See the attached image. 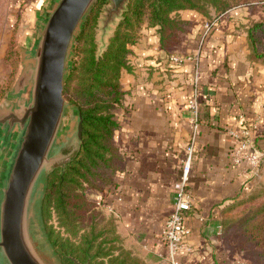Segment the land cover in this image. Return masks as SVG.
<instances>
[{
	"label": "crops",
	"instance_id": "obj_1",
	"mask_svg": "<svg viewBox=\"0 0 264 264\" xmlns=\"http://www.w3.org/2000/svg\"><path fill=\"white\" fill-rule=\"evenodd\" d=\"M49 1L12 4L34 26L36 13ZM181 16L190 25L169 52L161 48L156 28H145L132 47L131 70L122 75L125 107L118 112L121 126L115 134L124 155L117 184L90 195L116 216L126 248L148 263L169 264L161 256L167 253L161 229L172 211L174 183L190 142L188 100L197 93L200 131L188 183L193 205L185 215L193 250L182 253V263L237 264L220 243V215L225 202L258 175L246 178L232 163L229 129L255 125L256 147L264 152V63L251 57L248 39V29L264 20V2L230 9L214 20L203 42L209 20L193 10L181 11ZM22 36L30 44L33 32ZM172 54H198L199 59L175 65L169 60Z\"/></svg>",
	"mask_w": 264,
	"mask_h": 264
},
{
	"label": "trees",
	"instance_id": "obj_2",
	"mask_svg": "<svg viewBox=\"0 0 264 264\" xmlns=\"http://www.w3.org/2000/svg\"><path fill=\"white\" fill-rule=\"evenodd\" d=\"M106 2L97 0L92 7L65 81V98L84 114L82 148L64 173L57 169L50 174L43 201L45 227L61 264H76L75 260L84 264H143L124 246L115 218L107 216L100 203L91 201L87 190L100 188L97 181H102L103 190L116 185L123 157L114 143L120 127L114 110L123 105L122 75L131 70L129 55L144 25L156 28L161 48L169 52L178 42L179 33L190 25L180 15L182 10H196L214 21L234 7L264 0H131L107 48L98 55L97 18ZM248 39L251 57L264 63V20L248 29ZM263 165L264 156L260 167ZM103 168L107 173L100 172ZM260 192L264 194V189ZM263 212L264 208L255 214Z\"/></svg>",
	"mask_w": 264,
	"mask_h": 264
},
{
	"label": "water",
	"instance_id": "obj_3",
	"mask_svg": "<svg viewBox=\"0 0 264 264\" xmlns=\"http://www.w3.org/2000/svg\"><path fill=\"white\" fill-rule=\"evenodd\" d=\"M131 0H107L100 18L101 45L107 48ZM97 0H50L31 26L22 18L20 33L33 32L20 46L22 68L6 102L0 104V264H54L43 252L34 226L51 243L42 214L50 174L66 167L83 144L84 114L64 97L72 52ZM72 125L65 132L67 111ZM37 218H33V215ZM76 264H84L75 260ZM89 264V262L85 263Z\"/></svg>",
	"mask_w": 264,
	"mask_h": 264
},
{
	"label": "rangeland",
	"instance_id": "obj_4",
	"mask_svg": "<svg viewBox=\"0 0 264 264\" xmlns=\"http://www.w3.org/2000/svg\"><path fill=\"white\" fill-rule=\"evenodd\" d=\"M12 3V0H0V104L7 101L8 92L13 88L17 77L21 71L22 58L20 46H26L27 44H29L27 41V37L22 36V34L20 33V27L22 25L23 18V15L21 14L22 11L21 9H18V6H15ZM20 4V7H22L25 3L21 1ZM106 4L107 2L101 7L97 18L96 41L98 43V47L101 45V43L99 42L100 18L103 12V8ZM193 11L209 19L207 16L201 14L200 12L196 10ZM117 27L118 26H115V29ZM144 27L153 28L148 27L146 24L144 25ZM114 32L115 31L111 32L112 35L114 34ZM79 36L72 52V58L74 57V51L78 43ZM111 37H107V42L110 40ZM65 99L67 100V98ZM67 101L70 102L69 100ZM124 102L122 106L114 110L115 117L119 121L120 126L121 122L118 118V112L125 107ZM72 118L73 113L71 110H68L63 129L65 132L73 124L71 121ZM114 143L118 147L119 151L122 154V157L124 158L123 152L118 146L116 140L114 141ZM123 158L121 162L123 161ZM100 172L107 173L106 169L104 168L101 169ZM256 178L257 179H255V181L248 185L247 189L245 190V193L240 195L236 200H228L227 202H225L222 207V210L230 204L232 206L226 213H223L221 211L220 215L218 235L220 243L227 257L234 260L237 264H264V212L260 215L255 214L256 212L264 208V194H261L260 192L264 189V165L259 168L258 175ZM115 180L117 184V175L115 177ZM101 182L102 181H97V183H99V185L101 186L100 188H90L87 190V196L89 197V199L96 203L97 201H95L90 195L91 192H102L104 194L105 192L109 191L111 188L116 186L112 185L111 188L103 190L102 187L104 185ZM100 204V207L107 216H112L115 218L117 225V233L119 234L118 220L116 216L107 212L105 205H103V202H101ZM33 218H37L35 214L33 215ZM224 221L227 224L226 227ZM34 229L35 235L37 239H39L38 241H40V246L45 255L49 257L54 262V264H61L59 256L55 252H53L49 247L48 243L41 238V233L43 232V230H41L39 224L37 226H34ZM129 250L132 251L131 249ZM143 264L151 263L143 261Z\"/></svg>",
	"mask_w": 264,
	"mask_h": 264
},
{
	"label": "built area",
	"instance_id": "obj_5",
	"mask_svg": "<svg viewBox=\"0 0 264 264\" xmlns=\"http://www.w3.org/2000/svg\"><path fill=\"white\" fill-rule=\"evenodd\" d=\"M26 1V0H19ZM215 21H208L204 25L201 42L209 36L214 28ZM198 54H172L169 56L171 63L183 65L188 61L198 60ZM197 93L188 100L191 111V137L187 153L182 159L180 178L174 183V200L172 211L165 220L161 229V238L165 242L167 253L164 256L169 264H183L182 253L193 250L186 239L185 215L192 209V193L188 183L192 169L195 142L200 131V111ZM255 125H244L240 129H229V134L234 139L232 148V163L241 169L244 177L256 175L264 156V152L256 147L253 130Z\"/></svg>",
	"mask_w": 264,
	"mask_h": 264
}]
</instances>
